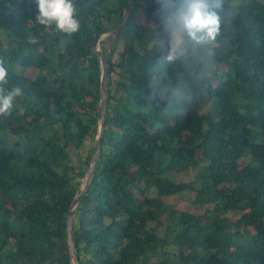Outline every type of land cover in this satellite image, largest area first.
Wrapping results in <instances>:
<instances>
[{
  "label": "trees",
  "instance_id": "obj_1",
  "mask_svg": "<svg viewBox=\"0 0 264 264\" xmlns=\"http://www.w3.org/2000/svg\"><path fill=\"white\" fill-rule=\"evenodd\" d=\"M129 1L73 0L80 30L69 36L36 19L35 0H0L4 87L22 91L0 115V264H71L69 207L103 99L92 45ZM159 10L134 0L118 44L107 53L101 42L106 129L74 214L79 262L264 264V0H223L215 40L185 37L182 54ZM88 138L74 168L71 152L80 160Z\"/></svg>",
  "mask_w": 264,
  "mask_h": 264
},
{
  "label": "clouds",
  "instance_id": "obj_2",
  "mask_svg": "<svg viewBox=\"0 0 264 264\" xmlns=\"http://www.w3.org/2000/svg\"><path fill=\"white\" fill-rule=\"evenodd\" d=\"M35 3L36 19L41 24L49 27L54 24L57 31L69 36L80 30L73 0H35ZM159 3V16L168 33L172 53L182 54L185 37L197 45L215 40L220 31L219 11L223 0H178V4L174 0H159ZM99 44L101 45V40ZM172 58V54L168 52L161 57L164 62ZM8 75L4 61L0 60V115H10L16 99L22 95L19 87H4L8 82Z\"/></svg>",
  "mask_w": 264,
  "mask_h": 264
},
{
  "label": "water",
  "instance_id": "obj_3",
  "mask_svg": "<svg viewBox=\"0 0 264 264\" xmlns=\"http://www.w3.org/2000/svg\"><path fill=\"white\" fill-rule=\"evenodd\" d=\"M134 0H130L127 6V9L124 14V18L121 22V24L118 26V28L106 32L109 34H116V41L120 38V35L124 28L126 27L129 16L132 9V3ZM105 33V34H106ZM101 40V37H97L94 44L92 45V50L97 53L101 58V65H102V93H103V99L100 104V126L98 130V136L96 138L95 147L92 153L91 157V165L88 169L87 175H86V183L84 185V188L82 189V192L80 195L76 196L70 207H69V214H68V220H67V244H68V250L69 255L71 258V264H80L79 258H78V252L74 243V221H75V210L77 209L78 205L80 204L82 198L87 194L89 187L93 181V176L96 171L98 160L101 154L102 150V141L105 135V129H106V103L109 98V83H108V63L106 62V56L103 54V52L98 48V44Z\"/></svg>",
  "mask_w": 264,
  "mask_h": 264
},
{
  "label": "rangeland",
  "instance_id": "obj_4",
  "mask_svg": "<svg viewBox=\"0 0 264 264\" xmlns=\"http://www.w3.org/2000/svg\"><path fill=\"white\" fill-rule=\"evenodd\" d=\"M103 36H105L104 39H102ZM101 42H102V45L105 48V50H106L107 53H110L111 50L118 44V41H116V34H109V33L103 34L101 36ZM99 48L102 51V48H101V45L100 44H99ZM90 143H91V138H88L87 141H86L85 146L83 147V149H80V156L82 157V158L80 157V160H79L78 152H76L75 150H73L71 152V155H72V166L74 168L79 169V163L81 165L83 164V161L82 160L85 158V156L91 150V147L92 146H90ZM94 147H95V145L92 147L93 150H94ZM191 177H193V173H188L186 175H183V177L179 178L178 180L179 181H183V182H187L190 179H192ZM85 183H86V178L83 180L82 189L84 188ZM182 200L183 199L180 196H176V197H171L166 202L168 204H172L173 205V204H178Z\"/></svg>",
  "mask_w": 264,
  "mask_h": 264
},
{
  "label": "bare ground",
  "instance_id": "obj_5",
  "mask_svg": "<svg viewBox=\"0 0 264 264\" xmlns=\"http://www.w3.org/2000/svg\"><path fill=\"white\" fill-rule=\"evenodd\" d=\"M104 37H105V36H103V38H102V39H104Z\"/></svg>",
  "mask_w": 264,
  "mask_h": 264
}]
</instances>
